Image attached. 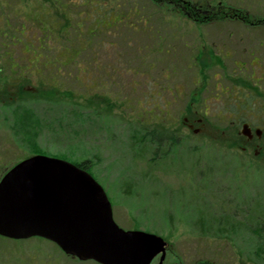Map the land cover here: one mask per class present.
Returning a JSON list of instances; mask_svg holds the SVG:
<instances>
[{
	"label": "rangeland",
	"instance_id": "rangeland-1",
	"mask_svg": "<svg viewBox=\"0 0 264 264\" xmlns=\"http://www.w3.org/2000/svg\"><path fill=\"white\" fill-rule=\"evenodd\" d=\"M190 1L242 11L251 19L264 17V0ZM137 6L144 14L153 12L151 19L155 17L149 24L138 22L140 29L150 24L152 28L189 27L193 24L185 18L179 20L165 5L160 9L144 3ZM164 16L167 18L163 19ZM142 17L147 18L146 15ZM230 20L219 18L216 21ZM245 30L242 26L238 33ZM137 46L126 33L118 39L109 36L103 51H99L100 68L104 66L107 73L106 98L101 90L97 91L100 98L94 99L87 76L80 71L73 97L71 91L65 93L67 89L63 92L45 89L35 95L28 90L17 96L3 95L0 98L1 107L39 103L34 108L37 121H29L28 128L22 120L25 111L14 114L6 110V115H0V179L17 163L37 154L61 158L73 164L90 161L96 180L113 203V217L121 228L126 231L142 230L162 237L168 231L169 220L179 221L178 233L166 236L172 251L179 253L172 255L177 257L179 264H264V260L249 254L250 248L255 250L257 240L253 232L257 222L253 219L264 221V158L255 156L253 150L243 153L239 137L228 131L231 128L221 124L207 127L206 133L200 136L181 130V137L186 140L182 143L187 145V150L182 148L184 156L181 159L176 157L171 162L166 160L159 164L158 168L168 175H160L161 171L155 174L156 178H161L159 182L153 180L154 176L151 181L145 180L141 172L144 165L138 166L132 160L126 127L131 128L129 122L132 127L143 123L144 120L138 117L140 112L136 100L145 90H153L151 84L140 81L141 78L134 73L139 67L137 55H143ZM77 64L88 69L87 72L95 70V67L88 66L86 53L77 60ZM157 68L160 72L159 66ZM97 72L102 74L101 70ZM57 104L65 108L58 109ZM75 110L79 115H74ZM212 114L217 116L218 111ZM172 115L166 118V122L173 121L182 129L188 115L179 111ZM160 122L147 117L143 124L163 123ZM35 144L45 152L35 154L32 150ZM199 171L211 175L202 180L197 176ZM174 174H178L177 177L171 176ZM187 178H191L188 183L185 181ZM210 180L215 182L210 183ZM166 188L172 190L168 192ZM210 192L214 193L216 203L210 201ZM248 204L253 212L249 216L245 212ZM211 212L214 215L216 212L220 215L229 213L232 224L226 229L225 238L198 234L208 228ZM183 228L188 235L182 233ZM248 245L249 248H246ZM62 263L99 264L92 261L73 262L63 257L53 242L43 238L14 241L0 236V264Z\"/></svg>",
	"mask_w": 264,
	"mask_h": 264
},
{
	"label": "flooded vegetation",
	"instance_id": "flooded-vegetation-1",
	"mask_svg": "<svg viewBox=\"0 0 264 264\" xmlns=\"http://www.w3.org/2000/svg\"><path fill=\"white\" fill-rule=\"evenodd\" d=\"M141 3L158 9L165 5L179 20L185 18L193 24L162 28H152L150 24L140 29L138 22L149 24L155 18L150 17L153 12L139 11L137 4ZM121 7H129V15L122 14ZM230 13V8L221 5L212 7L190 0H0V98L6 93L17 96L27 90L35 95L48 88L62 92L71 90L72 97L75 96L73 89L79 82L77 59L80 55L76 52L75 26L82 27L77 31L83 35L81 41L85 44L87 64L95 67L94 71L87 72L88 86L94 91V99L100 98L97 91L101 90L106 98L107 73L104 66L100 68L99 51H103L109 36L118 39L127 33L138 45L137 50L143 52V55L141 52L137 55L139 67L134 73L140 81L153 87V90L140 93L136 100L138 117L144 120L143 123L147 117L163 122L140 123L138 127H132L129 122L131 128L126 127L128 146L133 153L131 158L136 165H144L141 172L145 180L151 181L154 176L153 180L159 182L161 178H156L155 174L161 171L160 175L168 176L166 171L158 168L159 164L184 156L181 151L182 148L187 150V145L182 143L185 139L181 137V130L200 136L206 133L207 127L221 124L239 137L243 153L253 150L255 156L264 158V17L251 19L241 14L240 19L230 22L216 21ZM123 20L133 22L135 29L106 32V24H120ZM242 26L246 28L245 32L238 33ZM38 103H28L24 107L0 106V115H6V110L14 114L31 110L35 118L34 108ZM59 105H55L56 108H64ZM178 111L189 116L182 123V129L173 121L166 122L169 115ZM213 111H218V115L212 114ZM223 133L227 135V131ZM210 175L199 171L197 176L204 180ZM214 182L210 180V183ZM166 190L170 192L172 188ZM109 200L114 210L110 197ZM210 201L216 203L211 192ZM213 212L210 219L215 222L220 214ZM178 222L168 221V231L162 236L166 241V236L178 233ZM217 229L211 232L206 228L198 234L218 238L215 235ZM182 233L188 235L184 228ZM53 243L63 257L73 262H95L68 255ZM167 243L164 261L159 254L152 264H179L177 257L172 256L179 253L172 251Z\"/></svg>",
	"mask_w": 264,
	"mask_h": 264
},
{
	"label": "water",
	"instance_id": "water-1",
	"mask_svg": "<svg viewBox=\"0 0 264 264\" xmlns=\"http://www.w3.org/2000/svg\"><path fill=\"white\" fill-rule=\"evenodd\" d=\"M0 236L42 237L80 260L100 264L164 261L167 241L116 224L102 185L78 165L40 155L26 158L0 180Z\"/></svg>",
	"mask_w": 264,
	"mask_h": 264
},
{
	"label": "trees",
	"instance_id": "trees-1",
	"mask_svg": "<svg viewBox=\"0 0 264 264\" xmlns=\"http://www.w3.org/2000/svg\"><path fill=\"white\" fill-rule=\"evenodd\" d=\"M231 11H232V13H230L228 15H225V16H223L221 18L225 19V20H227V19L228 20H230V19H238V18L240 19V17H238V16H241V14H243L242 11H238L237 10V14H236V11H234V9H231ZM121 13L125 14V15H129L130 8L129 7H121ZM105 26H106L105 30H106L107 33L120 31V30H122L121 28H126V29H128L130 31L135 29L134 25H133V22H129V21H126V20H123L122 22H120V24L112 22L109 25L106 24ZM115 26H117V28H115ZM80 29H82L81 26H75V31H76L75 42H76V44L78 43V45H76V52L80 53L78 59L83 56L84 50H85L84 49V45L85 44H84V42L81 41V37L83 35H82V33L77 31V30H80ZM81 67L82 66L78 67V72L80 71V72H82L83 74H85L87 76V69L86 68H81ZM79 80H80V77H79ZM48 89H51V88H48ZM52 90L53 91H57L58 89H52ZM68 91H71V90H68ZM68 91L65 92V93H68ZM59 106H61V105H59ZM63 107L65 108V106H63ZM74 112H75L74 115H79V114H77L76 110ZM25 114H26L25 118H23L22 120H23L24 123H27V127L26 128H28L30 122L37 121V117L34 118L35 114L31 110H25ZM32 150L35 152V154L39 153L40 151L41 152L44 151L38 146V144L37 145L35 144ZM75 164L78 165L81 169L83 168V169L87 170L89 174H91L92 176L95 177V174H94V172L92 170L90 161H83L82 163H75ZM245 209H246L245 212H246V214L248 216L250 215V213L253 214L249 204L246 206ZM253 220H256L255 222H257V226L253 230V232L256 235V239L257 240L255 241V244H256L255 250H252L250 248L249 254L253 253V255H256L257 258H259V259H261L263 261L264 260V221L259 222L257 219H253ZM214 221L215 222H212V219H209L210 223H209V226H208L207 230L212 232L214 229L218 228L217 229V234H215V235L217 237L225 238V236L227 235V234H225L226 233V229L228 228V226L230 224H232V223H230L231 220L229 219V213L227 215L226 214L220 215L219 218L217 219V221L216 220H214ZM231 227H232V225H231ZM234 232H235V230L233 229V233ZM213 237H215V236H213ZM249 246L250 245H248L246 248H249Z\"/></svg>",
	"mask_w": 264,
	"mask_h": 264
}]
</instances>
